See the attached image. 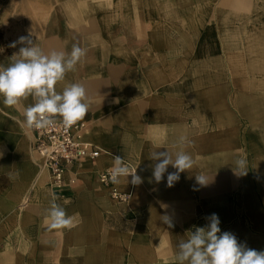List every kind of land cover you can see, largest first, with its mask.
<instances>
[{"label": "crops", "instance_id": "obj_1", "mask_svg": "<svg viewBox=\"0 0 264 264\" xmlns=\"http://www.w3.org/2000/svg\"><path fill=\"white\" fill-rule=\"evenodd\" d=\"M30 33L45 53L87 50L56 90L83 85V140L100 154L56 187L24 123L34 101L0 96V264H177L179 243L212 214L221 233L264 251V0H0V67ZM182 136L193 167L167 187L169 165L157 183L150 153L175 158ZM114 156L143 181L113 184L127 202L99 180ZM53 196L70 230H49Z\"/></svg>", "mask_w": 264, "mask_h": 264}, {"label": "clouds", "instance_id": "obj_2", "mask_svg": "<svg viewBox=\"0 0 264 264\" xmlns=\"http://www.w3.org/2000/svg\"><path fill=\"white\" fill-rule=\"evenodd\" d=\"M30 37L31 33L11 44L10 47H16V43L27 46L20 48L9 66L0 67V96L3 97V104L14 107L31 97L34 102L23 112L27 128L47 130L56 126L57 118L65 129L71 128L85 119L90 111V101L85 88L79 83L67 84L61 92L56 90V85L65 80L67 73L76 70L87 50L75 43L70 53L58 50L45 53ZM186 139L180 137L175 158L168 149L150 153L149 158L158 161L153 165V177L157 183L163 180L169 165L176 171L168 173L167 187H173L179 181L180 173L193 167L195 161L184 151ZM235 166L240 170L239 173L247 174V171H243L247 166L245 159L236 160ZM136 168L131 169L124 158L114 156L111 182L119 184L121 177L127 180L131 176V184H141L143 181L136 174ZM208 180L204 175H196L199 185H206ZM57 199L53 196L47 210L49 230H70L74 226L73 218L56 203ZM207 219L209 223L206 227H196L186 241L179 243V251L175 255L177 264H264V251L240 244L230 232L221 233L220 220L216 214ZM163 222L171 227L167 215L163 216Z\"/></svg>", "mask_w": 264, "mask_h": 264}, {"label": "built area", "instance_id": "obj_3", "mask_svg": "<svg viewBox=\"0 0 264 264\" xmlns=\"http://www.w3.org/2000/svg\"><path fill=\"white\" fill-rule=\"evenodd\" d=\"M85 123L79 121L71 128L65 129L57 118V124L47 130L30 129L33 134V148L42 158L43 164L51 173L52 182L61 187L66 168L82 159H95L100 151L90 142L83 140ZM111 170L100 174V183L108 187L110 196L117 202H127L129 193L119 191L111 182Z\"/></svg>", "mask_w": 264, "mask_h": 264}, {"label": "bare ground", "instance_id": "obj_4", "mask_svg": "<svg viewBox=\"0 0 264 264\" xmlns=\"http://www.w3.org/2000/svg\"><path fill=\"white\" fill-rule=\"evenodd\" d=\"M130 196L132 195L131 191L129 192Z\"/></svg>", "mask_w": 264, "mask_h": 264}, {"label": "rangeland", "instance_id": "obj_5", "mask_svg": "<svg viewBox=\"0 0 264 264\" xmlns=\"http://www.w3.org/2000/svg\"><path fill=\"white\" fill-rule=\"evenodd\" d=\"M36 12H34V14H35ZM113 199V198H112ZM114 200V199H113ZM116 201V200H115Z\"/></svg>", "mask_w": 264, "mask_h": 264}]
</instances>
